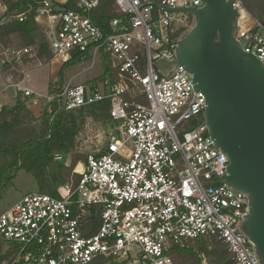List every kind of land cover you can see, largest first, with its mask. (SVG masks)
Returning a JSON list of instances; mask_svg holds the SVG:
<instances>
[{
	"label": "built area",
	"instance_id": "2783aa9c",
	"mask_svg": "<svg viewBox=\"0 0 264 264\" xmlns=\"http://www.w3.org/2000/svg\"><path fill=\"white\" fill-rule=\"evenodd\" d=\"M234 1L236 39L264 65V26L246 25L250 18ZM100 2L0 0V27L32 16L53 61L74 58L93 69L106 57L117 76L114 83L70 79L46 94L9 85L28 109L55 102L74 112L109 100L119 123L104 147L79 163L75 182L54 197L29 193L0 212V264H90L129 255L139 264H175L173 249L211 240L226 245L232 264H259L240 232L247 199L224 184L228 159L207 135L205 98L175 60L192 19L172 10L201 8L202 1L114 0L120 17L106 28L91 19ZM36 59V46L0 44V71ZM159 61L176 68L164 74Z\"/></svg>",
	"mask_w": 264,
	"mask_h": 264
},
{
	"label": "water",
	"instance_id": "95a60500",
	"mask_svg": "<svg viewBox=\"0 0 264 264\" xmlns=\"http://www.w3.org/2000/svg\"><path fill=\"white\" fill-rule=\"evenodd\" d=\"M201 1L172 10L194 18L175 60L205 98L207 135L228 159L223 182L247 199L240 232L264 264V65L236 39L235 1Z\"/></svg>",
	"mask_w": 264,
	"mask_h": 264
},
{
	"label": "trees",
	"instance_id": "16d2710c",
	"mask_svg": "<svg viewBox=\"0 0 264 264\" xmlns=\"http://www.w3.org/2000/svg\"><path fill=\"white\" fill-rule=\"evenodd\" d=\"M253 21L264 26V0H238ZM17 9L20 4L15 5ZM120 17L115 11L114 0H101L92 12V21L106 28L109 20ZM17 41L22 46H36L37 59L49 61L51 54L43 33L35 26L32 16L23 22H10L0 27V44L10 45ZM72 58L62 63L58 72L59 84L63 83L62 72L74 66ZM101 74L95 80L110 79L115 82L116 73L110 69L108 59H103ZM89 121L105 130L114 131L119 123L110 115V101L104 100L74 112L59 109L54 102L45 106L40 118H36L26 105V99L17 94L11 107L0 108V190L10 186L15 174L24 171L31 175L38 194L56 196L57 189L67 184L71 171L78 162H85L86 154L78 152L80 139L84 135L85 123ZM70 156L72 164L53 161V156ZM77 179V175L73 176ZM182 258L180 264H232L231 256L223 243L211 240L209 244L194 242L187 249L172 250ZM6 259L0 244V263ZM90 264H129L127 260L96 259Z\"/></svg>",
	"mask_w": 264,
	"mask_h": 264
},
{
	"label": "rangeland",
	"instance_id": "374dc122",
	"mask_svg": "<svg viewBox=\"0 0 264 264\" xmlns=\"http://www.w3.org/2000/svg\"><path fill=\"white\" fill-rule=\"evenodd\" d=\"M185 16L192 19L190 28L188 29L189 31L194 24V18L188 13H186ZM251 23V19L245 22L246 25H251ZM187 33L188 32H186L184 36ZM10 45L22 46L15 40ZM155 65L164 74L176 68V64L174 62L159 61L156 62ZM61 66V62L53 61L52 58L49 61H46L45 59H36L28 65L24 64L23 66L8 69L7 71H0V108L3 106L11 107L15 103L16 96L19 92L17 89L9 87L11 84L21 83L44 94L50 92V90H54L59 84L57 76ZM100 74L101 70L98 67L86 69V65L81 66L76 64L63 70V83L73 79L72 81L74 84H82L95 79L100 76ZM29 110L32 111L36 118H40L43 111L42 108H31ZM112 132V130L108 131L102 129L87 121L84 126V135L80 139L78 152L84 153L86 156L94 154L97 150L104 147L109 134ZM58 162H63L66 167H70L72 164L70 156H62V159ZM79 163L82 164L83 162H78L74 166L67 184L75 182L76 178L73 176L76 175L75 171L79 169ZM29 193H37L33 178L24 171L17 172L12 184L10 186L3 187L0 190V212L7 210L16 204L24 195ZM209 242L210 241L205 242V244H209ZM173 257L175 264H180L182 262L181 257H178L177 255H174ZM122 260H127L129 264H139L134 263L132 255L121 259V261ZM203 264H205L204 261Z\"/></svg>",
	"mask_w": 264,
	"mask_h": 264
}]
</instances>
